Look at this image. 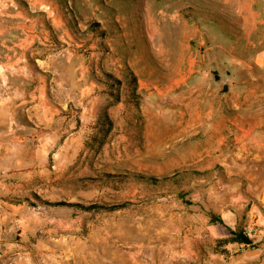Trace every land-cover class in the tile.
I'll use <instances>...</instances> for the list:
<instances>
[{
  "label": "crops",
  "instance_id": "0c3cea01",
  "mask_svg": "<svg viewBox=\"0 0 264 264\" xmlns=\"http://www.w3.org/2000/svg\"><path fill=\"white\" fill-rule=\"evenodd\" d=\"M66 2L0 0V41L23 43V53L43 67L33 64L25 77L22 70L27 67L17 65L19 58L10 65L8 53H1L0 226L6 219L25 220L22 232L31 235L39 257L22 264H264V0H225L230 16L204 24L206 38L214 44L207 62L196 54L190 73L193 116L186 121L182 158L176 165H161L193 173L216 171L214 194L225 195L226 202L216 210L220 223H187L176 239L161 243L156 259L153 250L146 249L144 263L131 251L126 259L116 252L111 257L103 245L97 248L96 260L82 258L79 252L67 262L54 260L56 249H66L63 238L73 228L72 218L82 216L81 203L99 194L90 191L87 178L103 166V146L112 144V168L136 169L133 114L157 112L164 107L167 91L191 76L177 73L170 79L168 71L158 73L147 62L142 68L132 62L134 87L148 91L134 108L132 99L124 102L115 94L120 77L129 79L127 75L106 70L100 48L106 33L88 28L81 5ZM112 34V39L119 38L115 29ZM50 40L59 43L53 49L57 67L51 65L48 49L44 56L32 54L36 42L47 47ZM74 41L85 46V54L73 47L60 49ZM91 46L96 54L89 53ZM139 55L143 59L148 53L142 50ZM212 70L216 77L211 75V80L207 73ZM202 133L210 156L205 163ZM201 180L192 174V180L182 184L197 182L200 197ZM34 215L44 217L42 222ZM245 229L252 231L249 239L256 246L229 240L232 232Z\"/></svg>",
  "mask_w": 264,
  "mask_h": 264
},
{
  "label": "rangeland",
  "instance_id": "374dc122",
  "mask_svg": "<svg viewBox=\"0 0 264 264\" xmlns=\"http://www.w3.org/2000/svg\"><path fill=\"white\" fill-rule=\"evenodd\" d=\"M62 1L67 3L66 0ZM73 1L81 5L82 15H86L89 20L88 28L106 33L100 40L106 70L114 72L115 68V72L122 70L127 75L129 79L120 77L122 84H116L115 94L120 95L124 102L128 98L132 99L134 108L143 102L148 91L136 90L134 87L135 78L129 68L130 65L132 67V62L138 61L135 65L140 68L147 62L158 73L168 71L170 79L177 73L190 76L198 61L196 54L206 62L207 55L211 56L209 51L214 43L207 40V27L204 24L208 19L230 16L225 0ZM76 28L78 31L81 29L80 26ZM114 29L119 33L118 39H112ZM44 44H34L33 57L44 56V49H48L51 65L57 67L58 53L53 49L59 43L50 40V43H46L47 47ZM23 45L11 39L7 42L0 41V71L2 52L5 55L8 53L10 65L19 58L17 65L27 67L22 70L23 75L32 70L33 64L37 68V61H33L29 53L24 54V48H19ZM72 47L79 50V55L81 52L86 53L83 51L85 46H81L78 41L71 45L64 44L60 49L70 50ZM142 50L148 53L143 59L139 58ZM88 51L96 54V48L93 50L92 46ZM55 54L56 57L52 58ZM65 55L66 52L60 54L62 58ZM215 74L213 70L207 73L210 77H216ZM192 79L191 75L179 86L170 88L167 98L163 99L164 107L157 112L148 113L146 117L133 114L137 120L136 130L131 133L135 140L136 169L123 171L112 168V144L109 141L103 146V166L99 161L101 166L90 172L87 178L90 191L95 190L99 194L83 201V210L77 208L82 216L72 218L73 228L63 238L66 249H56L53 253L54 260L70 261L79 257L77 252L82 258L88 256L96 260L97 248L103 245L111 257L116 252L120 253L116 257L126 259L125 253L131 251L137 253L138 260L144 263L146 249H152L153 259H156L155 253L161 243L176 239L187 223L204 225L207 221L218 219L216 210L224 208L226 202L225 195L218 198L214 194L212 175L216 171L200 170L193 173L190 169L161 168L176 165L182 158L187 135L186 121L193 116ZM137 113H140L139 110ZM113 133L115 131L111 132L108 139L113 138ZM204 137L202 133V163L210 160L208 141ZM192 174L194 178L200 176L202 179L199 182L202 189L200 197L197 196V182L194 185L192 182L189 185L182 184L187 179L192 180ZM129 179L131 184L127 185ZM34 218L42 222L44 217L34 215ZM23 221V217H20L17 222H10L8 219L2 222L0 260L3 261L0 264L37 262L39 255L35 242L31 235L22 232L25 225ZM251 246L256 245L249 247Z\"/></svg>",
  "mask_w": 264,
  "mask_h": 264
},
{
  "label": "trees",
  "instance_id": "16d2710c",
  "mask_svg": "<svg viewBox=\"0 0 264 264\" xmlns=\"http://www.w3.org/2000/svg\"><path fill=\"white\" fill-rule=\"evenodd\" d=\"M214 223H220L219 219H215L212 221ZM231 242H237L239 244H244L250 246L252 244V241L243 234V231H236L231 233V237L229 238Z\"/></svg>",
  "mask_w": 264,
  "mask_h": 264
},
{
  "label": "built area",
  "instance_id": "2783aa9c",
  "mask_svg": "<svg viewBox=\"0 0 264 264\" xmlns=\"http://www.w3.org/2000/svg\"><path fill=\"white\" fill-rule=\"evenodd\" d=\"M243 234L246 235L248 238L252 236V231L251 230H248V229H245L243 231Z\"/></svg>",
  "mask_w": 264,
  "mask_h": 264
},
{
  "label": "water",
  "instance_id": "95a60500",
  "mask_svg": "<svg viewBox=\"0 0 264 264\" xmlns=\"http://www.w3.org/2000/svg\"><path fill=\"white\" fill-rule=\"evenodd\" d=\"M251 253H254V254H255V253H257V252L254 251V252H251Z\"/></svg>",
  "mask_w": 264,
  "mask_h": 264
}]
</instances>
